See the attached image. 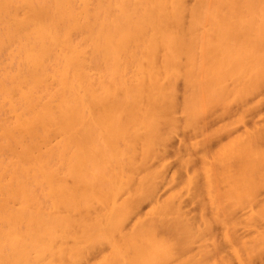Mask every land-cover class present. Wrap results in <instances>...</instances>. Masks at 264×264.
Listing matches in <instances>:
<instances>
[{
	"label": "bare ground",
	"instance_id": "bare-ground-1",
	"mask_svg": "<svg viewBox=\"0 0 264 264\" xmlns=\"http://www.w3.org/2000/svg\"><path fill=\"white\" fill-rule=\"evenodd\" d=\"M9 46L0 264L264 262V124L238 136L231 123L215 156L208 138L226 129L202 134L213 107L247 113L264 95V0H0V67ZM181 128L205 135L184 139L202 167L177 149L183 192L169 186L160 201L165 147Z\"/></svg>",
	"mask_w": 264,
	"mask_h": 264
},
{
	"label": "rangeland",
	"instance_id": "rangeland-1",
	"mask_svg": "<svg viewBox=\"0 0 264 264\" xmlns=\"http://www.w3.org/2000/svg\"><path fill=\"white\" fill-rule=\"evenodd\" d=\"M191 1H192V0H191ZM7 48H8V50H7V51L4 53V55H3V62H2V65H1V67H0V68H1V73H2V74H5L4 72H6V73H7V72H12V71H14L13 69L15 68L14 63H12V60H11V57H10V55H11L10 52H12V47L9 46V47H7ZM9 48H10V49H9ZM181 80H182V79H181ZM181 80H180V81H181ZM178 84H179L178 88H180V90L184 89V81H183V80H182V82H180V83H178ZM180 84H181V85H180ZM182 87H183V88H182ZM263 88H264V87H263ZM263 88H262V90H263ZM180 90L178 89L179 92H180ZM263 91H264V90H263ZM261 92H262V91L259 92L260 94L258 93L259 95H258V97H256V98H255V96H257V94H256L255 96L253 95L252 97H250L249 100L247 101V102H248L247 104H249V103H250V104H251V103L253 104V101H256V99L259 98L260 95H261V97H263L262 99H264V95H262L263 92H262V93H261ZM182 94H183V93H182ZM182 94H181V93H178L179 99H180V97L182 98V96H183ZM253 97H254L255 99H254ZM252 98H253V99H252ZM259 99H261V98H259ZM259 99H258V100H259ZM262 99H261V100H262ZM181 100H182V99H181ZM261 100H259V101H261ZM259 101H256V102L258 103ZM261 103H262V102H261ZM250 104H249V105H250ZM252 104H251L250 106H252ZM263 104H264V102H263ZM232 105L235 107V108H234V107L232 106V107L234 108V115H232V116H231V115L226 116V114H225L226 117H225V116H224V117H220L219 114L222 113V110H220V109H223V108H222V107L220 108L219 106H216V107H213V108L211 109V110H213V111H211V110L208 111V113L211 112V113H210L211 116L207 114V116H210V117H209V120H207L208 117L205 118L206 116L204 117L205 119H204V118L202 119V120H204V121H206V122H209V123L206 124V122L203 121V122H202L203 125L201 126V128L204 126V123L206 124V125L204 126V127H206V128H205V130H204L203 133H202L201 131H199L198 133L201 132L202 134H204V133L206 134V129H207L208 133H211V132H213V131H217V132H218V131H222L223 128H224V129H226V130L228 131V134L230 135V136H229L228 134H226V133L224 132V131H226V130H224V131H222V133L220 132L221 134L218 132V133L220 134V135L218 136V138L215 136V139H214V137L211 139L212 136H210V135L214 134L215 132L212 133V134H209L210 138H208L209 141H208L207 143L209 144L210 141L212 142V143L210 142V144H211V146H212V147H211V146H210V147H211L212 149L215 148V153L213 152L214 150L212 151V149H211L210 147L206 148V150H207V149H210V152L212 151V152L214 153V156H215V154H216V148L219 149V148H220L219 145H220L221 143H222V144H221V148H222V147L224 146V144H226L227 142L231 141L230 137H231V134H232L231 132H232V131L230 132L231 129H229L231 123H232V124H231V127H235V129H234L233 131H234L238 136H239V133L242 135V134L244 133V131H245L246 129H248V128H249V129H252L253 127L255 128V127H257V126H258V127H262V126H259V125H263V124H264V105L261 104V105H262V107H261V106L258 104L259 107H258V106L256 107V103H255V104H253L254 107L252 106L253 108H252V107L250 108V106H249V110H250V111L247 110V113L249 114V116H248V114L244 111V109H248V107H247V108H244L243 106H241V104H236V103H233ZM218 107H219V108H218ZM238 107H240V108H238ZM240 109H243V111H244L242 114H244L243 117H244V120L246 119V122H245V121H244V122H243V121L240 122L239 114H241V112H242V110L240 111ZM258 109H259V110H258ZM237 110H238V111H237ZM229 111H230V110H229ZM231 111H232V113H233L232 108H231ZM223 112H225V111L223 110ZM227 112H228V111H226V113H227ZM235 112H239V113H237L238 115L235 114ZM232 113H230V114H232ZM245 113L247 114V116H246L247 118H245ZM222 114H224V113H222ZM227 114H228V113H227ZM254 114H256V115H254ZM257 114H258V115H257ZM220 115H221V114H220ZM179 116H181V118L183 117V115H182L181 113H178V117H179ZM222 116H223V115H222ZM233 116L235 117V120H233V119H234ZM236 116H237L239 119L236 118ZM241 117H242V115H241ZM236 119H237V121H239V122H237V123L234 122V123H233L232 120H233V121H236ZM258 122H259V123H258ZM228 123H229V126L227 125ZM240 123H241V124H240ZM244 123H245V124H244ZM256 123H258V124L256 125ZM233 124H234V125H233ZM246 124H247V126H246ZM232 125H233V126H232ZM242 125H245V126L243 127ZM222 126H224V127L222 128V130H220ZM225 126H226V127H225ZM244 128H245V129H244ZM203 129H204V128H202L201 130L203 131ZM243 129H244V130H243ZM184 130H185V131H184ZM184 130H182V128H181V130H180L181 132H180V131H179V133L176 132L177 135H176V133H175L176 136L174 137V135H173L174 138L172 137L173 139L171 138L170 141H169V143H170L169 147H167L168 145H166V147H165V152H166L167 150H169V151L166 152L165 154H166V156H168L167 154H169V158H170V159H168V164H169V166H170L171 168L168 167L169 170H167L168 168L166 169V171H167V176H166V172H165V176L167 177V179H166V177L164 178V176H163V178H162V179H166L165 181H166L167 183H163V182H161V181H163V180H160V187L163 188V189H162V188L159 187V188H160L159 190H161V191H160V193H159V191H158V193H159L158 195H160L161 198L163 197V199L160 198V201H161V200H164L165 197L167 198V197L170 195V194L168 193V191L170 192V188H169V186L171 187V193H172V191H176V190H181V191L183 192V190L181 189V188H182V185H181V184H176V183H181L182 179H185V177H186L187 174H184L183 176H181L182 178H178V177H179V174H180V172L178 171V173H179V174H177L178 177H177L176 175H174V174H176V173H175V172H176V166H178V163L176 164L177 160H176V158L174 157L175 152L179 151V152H180L179 156L181 155V152H183V151H184V152H187V151H186V148H185V144H186V143L188 142V140H190L191 138L194 139V140H197L196 138H199L198 140H200V141L202 140V141H203L206 137H209L207 134H206L207 136L204 137L205 135L202 136V134H201V136H200L198 133H197V136H196V132H194L193 130H192V131H193V132H192L191 129H189L190 131H188L187 129H184ZM183 131H184V132H183ZM187 131L189 132V134H188ZM217 132H216V133H217ZM234 132H233V134H234ZM241 132H242V133H241ZM190 133H191V134H190ZM192 133H193V136H192ZM194 133H195L196 138H195V136H194ZM216 133H215V135H216ZM218 133H217V134H218ZM187 135H188V136H187ZM189 135H190V137H189ZM198 135H199V136H198ZM213 136H214V135H213ZM186 137H187V138H186ZM188 137H189V139H188ZM201 137H202V138H201ZM234 137H235V134L233 135V138H234ZM200 138H201V139H200ZM184 139H188L187 142H186ZM213 139H214V140H213ZM228 139H230V140L228 141ZM182 140L185 141V142H183L184 145L181 143ZM169 143H168V144H169ZM181 144H182V145H181ZM180 145H181V146H180ZM222 145H223V146H222ZM208 146H209V145H208ZM206 147H207V145H206ZM224 147H225V146H224ZM166 148H167V149H166ZM179 148H180L182 151H180ZM177 149H178V150H177ZM195 149H197V148H193V149H191V150H189V151L187 152L190 156L193 155V156L191 157V158H192V163L190 164V167H189V168H192V169L194 170V172H196V171L199 172L200 169H201L200 167H202V165H201L202 163H201V160L198 159L199 155L197 154L198 152L195 151ZM198 149H199V153L201 154L202 150L200 151V148H198ZM198 149H197V150H198ZM203 149H204V147H203ZM218 149H217V152H218ZM176 150H177V151H176ZM192 150H193L195 153L192 152ZM204 150H205V149H204ZM219 150H221V149H219ZM190 151L192 152V154L190 153ZM179 152H177L176 154L178 155ZM184 152H183L182 154H184ZM196 152H197V153H196ZM203 152H204V151H203ZM210 152H209V150H208V152L206 151V153H210ZM172 153H173V154H172ZM187 153H186V154H187ZM193 153H194V154H193ZM213 153H211V154L213 155ZM171 154H172L173 156H172ZM204 154H205V152H204ZM208 155H209V154H208ZM212 155H210V157H211ZM179 156H177V158H178ZM201 156H202V155H201ZM193 158L196 159V162H194L195 160L193 161ZM197 159L200 160V162H199V163H200V166H198L199 164H198V165L195 164V163H197V161H198ZM209 159H210V158H209ZM211 159H212V161H214L212 157H211ZM8 160H9V156H8V155L0 154V162H1L3 165H5L6 162H7ZM155 162H156V164H157V163L159 162L158 159H156ZM155 162L153 161V162L151 163V165H153V163H154V165H153L154 168H158V166H157L158 164L156 165ZM4 163H5V164H4ZM3 165H2V166H3ZM216 165H217V167H216ZM221 165L223 166V164H221ZM155 166H156V167H155ZM197 167L199 168V170H197V169H198ZM218 167H219V168H218ZM189 168L187 169V171H189ZM217 168H218L219 171L221 172V170H220V169H221V168H220V163H219V166H218L217 163L215 164V170H216L215 172H217V170H218ZM177 169H178V168H177ZM170 170H171V171H170ZM195 170H196V171H195ZM0 171H2L1 168H0ZM174 171H175V172H174ZM190 171H191V169H190ZM190 171H189V172H190ZM219 171H218L217 173H220ZM223 171H224V170H222V172H223ZM183 172L185 173V171H183ZM183 172L181 171V174H183ZM189 172H187V173H189ZM191 172H193V171H191ZM222 172H221V173H222ZM168 173H169L170 175L173 174V175L171 176V177H172V178H171V181H172V183H173L174 181H176V182H174L173 184L171 183V181L168 180V179H170V177H169L170 175H169ZM168 175H169V176H168ZM173 177H175V178L177 177L178 179L176 178V180L173 181ZM179 179H180V182H178ZM165 181H164V182H165ZM168 181H169V182H168ZM162 183L165 184L164 186H166V187H164V186L162 185ZM170 183H171V184H170ZM182 183H183V182H182ZM217 183L220 184V182H217ZM217 183H216V184H217ZM166 184H167V185H166ZM168 184H169V185H168ZM219 184L217 185V186H218V187H217L218 191H219V190H220V191H224V189H223V190H222V189H219ZM172 185H173V186H172ZM221 185H222V184H221ZM223 187H225V185H223ZM220 188H221V186H220ZM164 192H165V193H164ZM163 193H164V194H163ZM167 193H168V194H167ZM261 193H262V191H261ZM187 194H188V193L185 192V196H184V194H183L184 197L182 196V197H181V200H182V198H183L182 203H184L183 201H185V202H186V201H189V202H188L189 204H188V203H184L183 205H184L185 207H183V206H182V207H183V209H185L184 211L187 212V215H189V216H188L189 218H192V217L194 218V217H196V216L199 215V211H198V212L196 211L197 209H199V207H197L198 205L196 206L197 203H195V201H194L195 204H192V205H191V203H190L191 201H190V200H192V198L189 197L190 194H188L189 196H187ZM262 194H263V196H264V193H262ZM163 195H164V196H163ZM166 195H167V196H166ZM186 196H187V197H186ZM263 196L260 195L261 198H262ZM157 197H158V196H157ZM188 197H189V200H188ZM263 198H264V197H263ZM158 200H159V199H158ZM182 203H181V204H182ZM192 203H193V201H192ZM147 204H148V205H147ZM193 205H194V206H193ZM142 206H144V207H143V208L141 207V209H140L141 212H140V210H139V213H140L139 215H140V216H143L144 214H146V212H147L148 209H149L148 206H150V202H146V205L144 204V205H142ZM144 208H146V210H145ZM196 208H197V209H196ZM210 208H211V207H210ZM143 210H144V211H143ZM188 211H189L190 213H188ZM208 211H209V209H208ZM144 212H145V213H144ZM197 213H198V214H197ZM196 214H197V215H196ZM190 216H191V217H190ZM193 218H192V219H193ZM196 218H198V217H196ZM196 218H194V219H196ZM194 219H193V220H194ZM216 225L218 226L219 224L214 223V226H213V233L216 231V233L219 234L220 232H218V231H220L221 229H220V226H219V228H218ZM129 226H130V225H129ZM217 228L220 229V230L217 231ZM215 229H216V230H215ZM241 229H243L244 231L242 230V232L245 233V230H246V229H244L243 227H241ZM246 231H248V230H246ZM248 232H250V231H248ZM216 233H214V236H215L214 238L216 239V242L218 241V239H220L219 237H221V238L223 239V237L221 236L222 234L219 236V235L216 234ZM221 233H222V231H221ZM240 233H241V232H240ZM244 233H243V235L246 236V234H244ZM246 233H247V232H246ZM215 234L217 235V238H216V235H215ZM250 235H251V232H250ZM218 236H219V237H218ZM248 236H249V233L247 234L246 237H248ZM249 237H250V236H249ZM220 240H221V239H220ZM223 242H224V240H223ZM220 243H221V244H224L225 246L223 247L222 245H220ZM220 243H219V241H218V244H219L222 248H224V249H222L223 251L221 250L222 253L225 251V252H224V253H225L224 255H229V254H226L227 252L229 253V251H226V250H229V249L226 247L227 245H226L225 243H222V240H221ZM226 248H227V249H226ZM97 255H98V253H97ZM94 257H95V256H94ZM257 260H258V261H257ZM262 260H263V258H262V259L257 258V259H255V262L257 261L258 264H262V263H264V262H262ZM255 264H256V263H255Z\"/></svg>",
	"mask_w": 264,
	"mask_h": 264
}]
</instances>
